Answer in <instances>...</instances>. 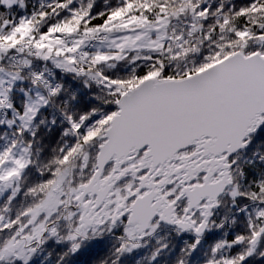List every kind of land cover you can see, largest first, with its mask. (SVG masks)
<instances>
[{"label": "snow or ice", "instance_id": "obj_1", "mask_svg": "<svg viewBox=\"0 0 264 264\" xmlns=\"http://www.w3.org/2000/svg\"><path fill=\"white\" fill-rule=\"evenodd\" d=\"M0 264H264V0H0Z\"/></svg>", "mask_w": 264, "mask_h": 264}]
</instances>
